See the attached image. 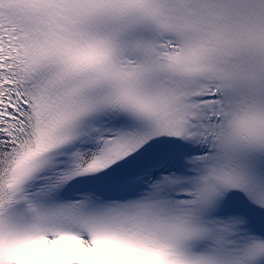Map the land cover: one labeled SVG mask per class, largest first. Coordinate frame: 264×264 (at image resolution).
Returning <instances> with one entry per match:
<instances>
[{
    "label": "snow or ice",
    "instance_id": "6c2138e0",
    "mask_svg": "<svg viewBox=\"0 0 264 264\" xmlns=\"http://www.w3.org/2000/svg\"><path fill=\"white\" fill-rule=\"evenodd\" d=\"M0 264H264V0H0Z\"/></svg>",
    "mask_w": 264,
    "mask_h": 264
}]
</instances>
